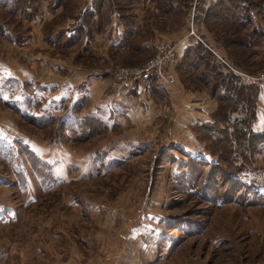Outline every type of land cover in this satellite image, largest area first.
<instances>
[{
    "label": "rangeland",
    "instance_id": "obj_1",
    "mask_svg": "<svg viewBox=\"0 0 264 264\" xmlns=\"http://www.w3.org/2000/svg\"><path fill=\"white\" fill-rule=\"evenodd\" d=\"M117 1L120 14L135 29L126 50L130 58L120 62L122 57L106 46L82 56L79 46H50L46 40L59 29L62 14L44 10L28 23L0 11L7 36L0 35V264H264V201L243 198L242 190L227 195V180L207 168L191 183L193 189L186 185L191 173L178 148L216 164L207 151L209 143L196 142L172 121L134 125L130 103L122 101L94 114L88 98L81 112L72 113L82 96L71 86L77 85L74 73L113 70L115 77L118 68L149 60L150 52H137L139 43L167 39L175 44L186 32L182 10L167 15L150 0ZM168 1L175 0L160 4ZM178 1L180 8L190 3ZM252 1L264 7V0ZM84 3L72 0L63 22ZM257 11L240 31L224 36L214 26L206 39L216 40L220 56L259 82L252 127L259 133L264 130V37L257 34L264 33V20ZM116 28L105 29L110 33ZM189 29L190 35V24ZM224 37L251 46L224 44ZM63 80L72 82L70 88L57 86ZM189 91L207 97L215 110L209 87ZM89 114L101 118L106 129L75 143L60 123ZM207 176L219 186H204ZM214 188L223 194L222 203L213 204ZM260 194L264 196V188Z\"/></svg>",
    "mask_w": 264,
    "mask_h": 264
},
{
    "label": "trees",
    "instance_id": "obj_2",
    "mask_svg": "<svg viewBox=\"0 0 264 264\" xmlns=\"http://www.w3.org/2000/svg\"><path fill=\"white\" fill-rule=\"evenodd\" d=\"M71 1L0 0V11L10 17L24 19L31 23L44 10L52 14L60 10L58 16L63 15ZM150 1L157 8L159 7L162 14L181 13V10L186 13L188 19L186 32L191 30L189 29L190 24L195 36H190V43L179 58L175 73L178 81L186 90L192 86L194 88L209 87V97L216 103L213 113L189 128L196 142L209 143L210 152L208 149L207 151L210 156L217 159L216 164L185 153L178 148L179 153L187 160V171L191 173L189 178L185 179L186 185L192 186L193 189L191 183L201 175L202 169L207 168L208 173L214 170L215 176L227 180L229 184L227 195L242 190L241 197L251 195L250 200L264 201V196L260 194V190L264 188V130L256 133L252 128L258 113L259 82L250 81L238 66L224 55L220 56L219 49L222 46L220 47L216 40L213 44L208 38L206 39L210 34L209 30H212L211 27L214 26H217L221 35L224 36H229L228 33L231 31L233 33L237 29L240 31L247 27L252 19L251 12L257 11L255 8L259 10L255 12L256 15L262 16L264 20V7L253 4L252 0H196V4L190 0V3L182 8H180L178 0L164 2L165 4H160L161 0ZM121 10L122 6L117 0H91L71 18L72 26L68 30H57L46 41L50 46H58L62 49L79 46V55H87L89 43L94 39V36L105 35L109 33L105 28L115 26L123 29L119 45L128 49L135 29L120 14ZM62 15L60 22L64 21ZM68 31H72L73 34L66 38L65 35ZM2 32H5V28L0 26V35L7 38L6 34H2ZM257 35L264 37V33ZM223 39L224 44L240 45L243 48L251 46L236 42L232 38L224 37ZM84 41L85 43H83ZM255 44L256 42L253 45ZM223 47L225 46L223 45ZM133 87L132 94L134 95L143 91L141 88L139 90L136 85ZM77 89L79 95L81 93L82 96L73 104L72 113L74 115L85 108L84 104L88 100L87 95L83 94L86 91L85 84L77 86ZM147 91L150 97L159 104L164 103L168 97L165 86L154 79ZM95 112L98 111H93L94 114ZM21 117H24L26 121H31L34 125L36 122L40 127L46 126L43 120L34 118L32 120L23 115ZM60 127L64 132L74 136L71 137L75 143L84 142L106 129L101 118L92 114L72 120L65 119L60 123ZM196 168H200V170L197 171ZM178 176L184 181L182 174H178ZM205 181L204 186H219L208 176ZM213 191L216 196L212 198L213 204L222 203L223 200L219 197H222L223 194L219 193L218 188H214Z\"/></svg>",
    "mask_w": 264,
    "mask_h": 264
},
{
    "label": "crops",
    "instance_id": "obj_3",
    "mask_svg": "<svg viewBox=\"0 0 264 264\" xmlns=\"http://www.w3.org/2000/svg\"><path fill=\"white\" fill-rule=\"evenodd\" d=\"M90 1L91 0H85V3L82 7H84ZM59 13L60 10L56 12L57 15ZM49 16L54 17L52 14ZM57 25L60 26L58 30H68V28L72 26V20L69 19L68 21ZM121 29L122 27H118L115 30L113 29L105 36L102 34L95 35L94 39L89 43L88 53H91V50L94 51L98 49L100 46H106L108 49L114 51L118 55V58L122 57L120 60L118 59L119 62L124 60L125 57H127V60H129L130 54L126 52L127 49L119 45L122 39ZM72 34V31H68L65 37L69 38ZM114 34L118 35V37H115ZM190 39L191 38L188 32H182V36L176 38L175 50L178 58L182 56L185 48L189 45ZM83 43H85V41ZM152 45L153 42L148 44L147 42L139 43L136 47V50L138 53L140 52L142 54H148L150 52L152 54ZM60 74L63 78L69 77L63 76L62 72H60ZM72 79L77 85L69 81L70 84L72 83L71 86L73 85L75 87L85 84L86 91L83 94H88L87 97L89 100L91 99V110L93 111H98L101 107L107 108V106L113 102L119 103V101H122V103H130V105L127 107V110H129V112L132 113V116H134V118H132V123L134 125L142 124L148 120L155 122L158 119L163 120L164 122L172 121L171 124H176L177 127H184L185 132H188L191 126L195 125L199 120H202V118H207L214 110L211 101L207 97H205V99L204 97L199 98L194 96V93L184 89L179 84V81L172 87L165 86L168 97L164 103L159 104L150 97V94L147 90L139 91V93H136L137 95L132 94L134 87H132V85L126 81L116 79L113 76V70L102 71L93 69L88 71L83 69L74 73V75H72ZM69 82L63 80L62 82H57L60 83L57 86H66L70 88Z\"/></svg>",
    "mask_w": 264,
    "mask_h": 264
},
{
    "label": "built area",
    "instance_id": "obj_4",
    "mask_svg": "<svg viewBox=\"0 0 264 264\" xmlns=\"http://www.w3.org/2000/svg\"><path fill=\"white\" fill-rule=\"evenodd\" d=\"M190 35H193V31ZM178 61L175 44L167 39H160L153 44L152 55L145 64L118 68L115 77L136 85L143 91L149 89L152 79L166 87H172L176 84L175 67Z\"/></svg>",
    "mask_w": 264,
    "mask_h": 264
}]
</instances>
